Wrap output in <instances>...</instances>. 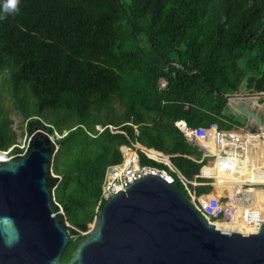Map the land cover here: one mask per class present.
<instances>
[{
	"label": "trees",
	"instance_id": "trees-1",
	"mask_svg": "<svg viewBox=\"0 0 264 264\" xmlns=\"http://www.w3.org/2000/svg\"><path fill=\"white\" fill-rule=\"evenodd\" d=\"M18 7L0 19V150L16 143L12 120L2 114V92L26 115L28 129L39 124L62 135L57 148L51 144L47 175L57 217L70 232L61 262L83 237L76 229L92 222L106 166L121 160L120 146L160 149L149 151L168 164L169 155L187 180L209 181L195 178L201 153L174 122L229 120L225 94L242 81L249 91L264 90V0H19ZM123 106L121 114L112 113ZM41 109L61 116L40 124ZM253 111V119L264 118ZM259 135L264 145V132ZM139 154L141 163L168 170L189 199L176 172ZM258 166L262 175L249 166L244 174L264 182V151ZM217 176L232 173L226 168ZM210 188L194 187L197 194ZM250 193L230 220L264 221L258 206L264 188ZM247 206L254 213L243 218Z\"/></svg>",
	"mask_w": 264,
	"mask_h": 264
},
{
	"label": "water",
	"instance_id": "water-1",
	"mask_svg": "<svg viewBox=\"0 0 264 264\" xmlns=\"http://www.w3.org/2000/svg\"><path fill=\"white\" fill-rule=\"evenodd\" d=\"M224 96L244 114L254 112L242 94ZM57 136L36 130L26 152L14 158L0 150V264H264V223L208 220L155 174L106 200L61 262L70 232L47 187ZM168 161L172 165L169 155Z\"/></svg>",
	"mask_w": 264,
	"mask_h": 264
},
{
	"label": "built area",
	"instance_id": "built-area-1",
	"mask_svg": "<svg viewBox=\"0 0 264 264\" xmlns=\"http://www.w3.org/2000/svg\"><path fill=\"white\" fill-rule=\"evenodd\" d=\"M164 84L165 81H163L162 85ZM237 90L234 93H238ZM243 96V99L255 110L259 105L258 99L264 96V90H252ZM227 107V111L230 114L229 120L222 118L219 121H212L208 125H190L182 118L175 121V125L183 134L186 142L194 145L201 153L200 157L195 159L198 162H202L198 173L194 175L195 178L208 179L209 181L187 180L173 165L153 157L149 151L152 147L143 146L138 142L132 143L129 146L122 145L120 146L121 160L109 163L106 166L101 183L100 198L95 208L96 214L92 222H89L90 226L92 227L102 202H106L111 196L123 190L134 181L146 175L155 174L172 184L173 176L171 173L162 167L141 163L140 152L147 158L163 163L171 171L177 173L187 190L189 195L188 200L206 219L219 222L238 218L241 201L250 202L253 195L250 191L264 188V182H255L252 177L244 174L245 168L248 166L253 167L255 164L253 168H257L255 171L256 175H262V168L258 165L262 162L264 145L262 144L263 138L259 133L264 132V118L259 119V117L260 121L258 119L255 120L252 116L233 108L228 102ZM229 108H232L235 114L231 110L229 111ZM96 128L98 130L102 129L99 125ZM109 128L114 131L113 126L109 125ZM134 131L135 135H137L138 130L136 126H134ZM30 142L31 138L25 145H18L16 143L11 145L7 150H4L6 158L23 155L29 148ZM14 146L19 147V152H12ZM226 168H229L232 176L222 179L218 178L217 172ZM247 169L249 170V168ZM188 184L191 187H188ZM198 185H210L211 188L208 192L197 194L194 187ZM237 186H239V190ZM245 190L248 193H245ZM258 202V206L264 209V198ZM260 202H262L261 205ZM59 211L62 212L61 209ZM253 213L254 209L247 206L243 210L242 217L248 218ZM260 223H264V221ZM66 225L69 224L66 222ZM84 233H87V231Z\"/></svg>",
	"mask_w": 264,
	"mask_h": 264
},
{
	"label": "rangeland",
	"instance_id": "rangeland-1",
	"mask_svg": "<svg viewBox=\"0 0 264 264\" xmlns=\"http://www.w3.org/2000/svg\"><path fill=\"white\" fill-rule=\"evenodd\" d=\"M128 0H121L123 5H126ZM120 73L124 72V71H119ZM163 81L161 80V82H159V87H164V85H162ZM238 93L246 95L248 94L250 91L246 88V84L245 81H242L238 90ZM3 95V99H2V114L6 115L7 117H9L12 120L11 123V128H12V136L14 138V141L16 142V144L18 145H22V144H27V142L30 140V138L32 137L33 133L36 130H41V131H47L44 127L39 126L38 125H34L31 127V129L27 128L26 125V115L23 113V111H21L20 108L17 107L16 104H13L11 102L8 101V97H6V94H4L2 92ZM259 105L255 108V111L259 112L262 116H264V96H261L259 99ZM29 107H32V104H28ZM117 107V105H115ZM125 106H123L121 109H117L116 111L112 112L114 114H121L124 110ZM231 110V112H233L235 114V112L232 110V108H229V111ZM37 115L35 116L37 119H39L40 124H44L46 126H50V120L52 119L50 116H61V115H56L54 114L53 111L49 110V109H41L36 111ZM75 117H70L68 120H75ZM175 124V122H174ZM176 126V125H175ZM58 137V136H57ZM142 145V144H141ZM144 146V145H143ZM262 204V202H260V205ZM90 223H87V227L85 230L82 229H78L79 234L81 235H85L90 231ZM87 233H84L86 232Z\"/></svg>",
	"mask_w": 264,
	"mask_h": 264
},
{
	"label": "clouds",
	"instance_id": "clouds-1",
	"mask_svg": "<svg viewBox=\"0 0 264 264\" xmlns=\"http://www.w3.org/2000/svg\"><path fill=\"white\" fill-rule=\"evenodd\" d=\"M19 0H5L2 5L3 15H0V19L6 18L9 14H15L19 12Z\"/></svg>",
	"mask_w": 264,
	"mask_h": 264
},
{
	"label": "bare ground",
	"instance_id": "bare-ground-1",
	"mask_svg": "<svg viewBox=\"0 0 264 264\" xmlns=\"http://www.w3.org/2000/svg\"><path fill=\"white\" fill-rule=\"evenodd\" d=\"M4 155L0 153V159H2ZM218 223H260L259 221H250V220H223Z\"/></svg>",
	"mask_w": 264,
	"mask_h": 264
}]
</instances>
